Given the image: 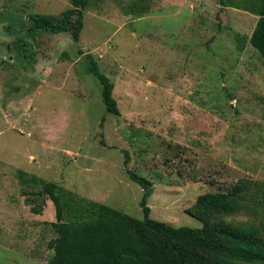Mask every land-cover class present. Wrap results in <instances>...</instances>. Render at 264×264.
<instances>
[{
    "label": "rangeland",
    "instance_id": "374dc122",
    "mask_svg": "<svg viewBox=\"0 0 264 264\" xmlns=\"http://www.w3.org/2000/svg\"><path fill=\"white\" fill-rule=\"evenodd\" d=\"M234 3L91 0L75 43L69 33L33 39L26 26L71 0H0V264L53 255L55 207L30 205L18 171L143 220L127 152L128 169L153 182L151 217L177 228L202 227L187 211L203 194L243 178L264 187V66L250 44L257 2ZM86 55L114 84L119 116L107 113ZM257 209L234 218L264 221V204Z\"/></svg>",
    "mask_w": 264,
    "mask_h": 264
},
{
    "label": "trees",
    "instance_id": "16d2710c",
    "mask_svg": "<svg viewBox=\"0 0 264 264\" xmlns=\"http://www.w3.org/2000/svg\"><path fill=\"white\" fill-rule=\"evenodd\" d=\"M90 1L71 0L72 7L58 17L38 14L29 17L26 23L29 36L35 39L40 31L69 33L78 43ZM220 2L222 6L239 9L234 0ZM256 2L255 14L259 19L250 44L261 53L264 66V0ZM16 45L23 50L20 54L28 55L31 44ZM85 59L87 72L102 86L107 113L119 116L114 84L101 72L92 55H86ZM129 163V154L125 152L128 175L143 189V220L80 197L55 182L18 171L21 183L29 188L24 195L30 205L42 198L55 207L56 221L51 226L56 238L49 243L53 251L49 264H264V221L243 222L234 218L242 211L257 212L258 206L264 204V197L260 198L261 194L264 196V187L243 178L227 191L203 194L187 211L202 227L177 228L151 217L148 200L155 192L153 182L129 170ZM32 210L36 214L43 211L35 207Z\"/></svg>",
    "mask_w": 264,
    "mask_h": 264
}]
</instances>
